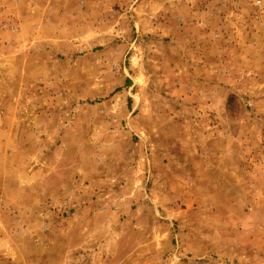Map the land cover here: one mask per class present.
<instances>
[{
	"label": "rangeland",
	"instance_id": "1",
	"mask_svg": "<svg viewBox=\"0 0 264 264\" xmlns=\"http://www.w3.org/2000/svg\"><path fill=\"white\" fill-rule=\"evenodd\" d=\"M0 264H264V0H0Z\"/></svg>",
	"mask_w": 264,
	"mask_h": 264
}]
</instances>
